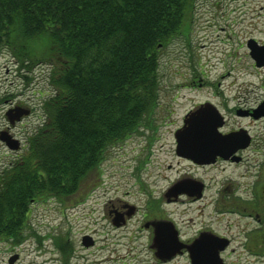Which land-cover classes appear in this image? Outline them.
I'll return each mask as SVG.
<instances>
[{
    "label": "rangeland",
    "instance_id": "374dc122",
    "mask_svg": "<svg viewBox=\"0 0 264 264\" xmlns=\"http://www.w3.org/2000/svg\"><path fill=\"white\" fill-rule=\"evenodd\" d=\"M249 38L264 42V0H194L179 35L162 49L156 106L145 116L140 131L109 147L76 191L43 192L30 201L22 225L13 233H0V264H189L186 255L158 262L150 247V233L143 228L149 216L173 219L184 238L211 225L240 241L239 231L245 223L227 217L220 224L214 212L218 180L227 176L237 179L239 169L217 166L206 172L179 163L175 131L186 113L201 102L218 101L219 83L228 96L264 93V70L252 66L246 46ZM32 62L30 69L19 70L20 64L9 49H0V131H7L10 125L5 112L11 110L8 100L14 95L15 102L34 109L11 129L26 149L29 136L47 118L44 101L55 92L50 83L54 65L36 58ZM12 155L0 140V170L14 159ZM184 172L213 185L207 191L210 204L209 198L195 203L184 196L176 202L164 200V193ZM122 203L140 211L125 225L115 227L107 217V208ZM229 222L234 225L229 227ZM90 236L95 246L83 248V238ZM238 241L236 250L231 248L225 254L227 264H264L255 262ZM14 255L18 257L10 263Z\"/></svg>",
    "mask_w": 264,
    "mask_h": 264
},
{
    "label": "trees",
    "instance_id": "16d2710c",
    "mask_svg": "<svg viewBox=\"0 0 264 264\" xmlns=\"http://www.w3.org/2000/svg\"><path fill=\"white\" fill-rule=\"evenodd\" d=\"M193 1L0 0V49L19 70L32 58L54 65L55 89L44 125L0 172V233L17 230L43 192L76 191L109 147L140 131L156 106L162 49Z\"/></svg>",
    "mask_w": 264,
    "mask_h": 264
},
{
    "label": "flooded vegetation",
    "instance_id": "af4514ba",
    "mask_svg": "<svg viewBox=\"0 0 264 264\" xmlns=\"http://www.w3.org/2000/svg\"><path fill=\"white\" fill-rule=\"evenodd\" d=\"M246 46L253 68L264 70V54L259 56L255 50L256 48L257 50H262L264 42L259 39L249 38L246 41ZM253 47L255 48V56L252 55ZM218 85L221 89L217 88L215 97H218L220 103L207 99L201 102L195 110H191L183 117L182 126L175 131V153L179 163L185 162L189 166L204 169L206 172L217 166H220L221 170H225L227 167L239 169V175L235 176L237 179L227 176L220 181L218 180L220 187L217 191L214 212H216V220L220 221V224H223L228 219L227 217H237L238 224L244 222L245 227L239 231L241 234L239 236H242V239L238 241L239 238L234 236V234L225 233L211 225H205L199 228L192 237L184 238L182 236V228L178 227L173 219H163L149 215L143 221V228L150 233L149 243L150 247L153 248L155 224L159 221L172 223L177 232L178 242L184 248L171 259L186 255L189 259V264H192V257L188 247L202 237V245H224V248L220 250L223 264H227L225 261L226 252H229L231 248L236 250L234 247L236 241L239 242V247L247 248V252L254 258L255 262H264V93L255 94L254 96L247 94L228 96L225 87L222 88L221 83ZM228 88H233V86H228ZM14 99L13 95L8 100L10 102L9 108L12 111L8 112L7 110L5 112L10 122L6 132L12 138L19 140L20 148L12 150L14 159L3 164L0 172L12 167L24 155L21 150L23 148L25 150L26 145H22L20 138L11 129L26 116L34 113L33 108L24 105L20 101L15 102ZM199 109H207L205 110L207 113L211 111L213 113V118L210 121L215 122V130L218 134L217 148L205 149L201 160H194L178 152L179 137L177 133L179 130H184L185 127L191 125V120L193 116L197 115ZM205 118H208V114H206ZM212 186L206 179L190 172H184L164 193V200L176 202L184 196L188 197L187 200L190 203H195L209 198L207 191ZM211 202L210 199L207 204ZM139 211L136 206L122 203L120 206L113 205L111 208H107V217L110 218L113 226L119 227L132 220ZM231 225H234L233 222L228 223L229 227ZM95 243L96 241L92 236L82 240L83 248L94 247ZM157 259L159 263L171 260H162L159 257Z\"/></svg>",
    "mask_w": 264,
    "mask_h": 264
},
{
    "label": "water",
    "instance_id": "95a60500",
    "mask_svg": "<svg viewBox=\"0 0 264 264\" xmlns=\"http://www.w3.org/2000/svg\"><path fill=\"white\" fill-rule=\"evenodd\" d=\"M254 49L253 47L252 55L255 56ZM255 50L259 56L264 54V47H262V50H257V48ZM205 110L207 109H199L197 115L193 116L191 125L185 127L184 130H179L177 133L179 137L178 152L194 160H201L205 149L217 148L218 134L215 130V122L210 121L213 118V113L212 111L207 113ZM206 114H208V118H205ZM0 140L5 142L8 148L12 150L20 148L19 140L12 138L6 131L1 132ZM155 227V238L152 246L157 257L162 260H168L183 250L184 246L178 242L177 232L172 223L159 221L155 224ZM201 240H203L202 237L188 247L192 257V264H223L220 250L224 248V245L206 246L201 244ZM17 257L18 255L10 257L9 262L14 263Z\"/></svg>",
    "mask_w": 264,
    "mask_h": 264
}]
</instances>
